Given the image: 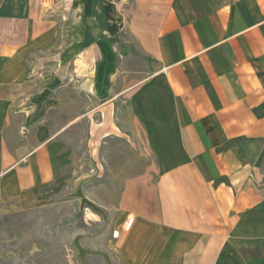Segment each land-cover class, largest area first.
<instances>
[{
  "label": "crops",
  "instance_id": "1",
  "mask_svg": "<svg viewBox=\"0 0 264 264\" xmlns=\"http://www.w3.org/2000/svg\"><path fill=\"white\" fill-rule=\"evenodd\" d=\"M51 1L0 0L1 195L53 184L87 117L91 155L127 138L152 160L123 193L131 264H264V0ZM52 53L87 98L62 126L61 78L31 65Z\"/></svg>",
  "mask_w": 264,
  "mask_h": 264
},
{
  "label": "rangeland",
  "instance_id": "2",
  "mask_svg": "<svg viewBox=\"0 0 264 264\" xmlns=\"http://www.w3.org/2000/svg\"><path fill=\"white\" fill-rule=\"evenodd\" d=\"M53 3L52 17L61 18L63 9L53 8ZM122 42L137 49L129 34ZM39 57L31 58L36 72L60 77L65 88L55 87L51 93L52 99H63L61 111L53 110L50 117L62 126L84 112L87 98L70 82L71 60L61 67L54 53ZM148 65L132 58L127 68L143 78L145 69L148 75L154 71ZM91 129L90 119L80 117L65 132L70 160L53 184L16 200L0 193V264H131L129 254L137 263L147 255L139 244L132 246L133 254L128 251L134 217L125 214L122 198L126 182L145 173L151 157L127 138H110L93 156ZM116 231L120 235L114 238Z\"/></svg>",
  "mask_w": 264,
  "mask_h": 264
},
{
  "label": "built area",
  "instance_id": "3",
  "mask_svg": "<svg viewBox=\"0 0 264 264\" xmlns=\"http://www.w3.org/2000/svg\"><path fill=\"white\" fill-rule=\"evenodd\" d=\"M119 235H120V232L119 231H116V232H114V238H117V237H119Z\"/></svg>",
  "mask_w": 264,
  "mask_h": 264
}]
</instances>
